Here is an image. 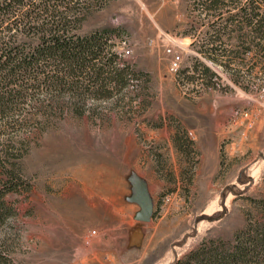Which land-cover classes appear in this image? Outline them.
Returning <instances> with one entry per match:
<instances>
[{
  "label": "rangeland",
  "instance_id": "obj_1",
  "mask_svg": "<svg viewBox=\"0 0 264 264\" xmlns=\"http://www.w3.org/2000/svg\"><path fill=\"white\" fill-rule=\"evenodd\" d=\"M81 1L79 31L111 30L134 76L104 97L90 88L82 106L75 90L43 89L0 125V161L20 178L5 195L0 264H172L231 241L264 215V51L227 4ZM213 27L215 60L200 52ZM168 48L182 55L176 71ZM134 178L149 221L134 219Z\"/></svg>",
  "mask_w": 264,
  "mask_h": 264
},
{
  "label": "trees",
  "instance_id": "obj_2",
  "mask_svg": "<svg viewBox=\"0 0 264 264\" xmlns=\"http://www.w3.org/2000/svg\"><path fill=\"white\" fill-rule=\"evenodd\" d=\"M81 0H0V125H11L13 111L31 102L39 91L65 89L82 96H107L112 86H126L133 78L128 66L120 68L111 51L113 35L103 28L79 31L84 15ZM206 12H219L223 5L235 11L230 20L243 19L264 51V0H194ZM209 35L200 52L217 58L213 43L219 30ZM226 28V27H225ZM224 30V28H222ZM254 40L249 47L254 48ZM259 49V50H260ZM75 90V91H74ZM104 92V93H103ZM10 119V120H9ZM15 124V123H14ZM3 151V149H2ZM5 154L7 150L3 151ZM0 228L14 215L5 195L15 190L18 174L0 161ZM264 204V201H262ZM264 213V205H263ZM172 264H264V215L248 221L231 241H204Z\"/></svg>",
  "mask_w": 264,
  "mask_h": 264
},
{
  "label": "water",
  "instance_id": "obj_3",
  "mask_svg": "<svg viewBox=\"0 0 264 264\" xmlns=\"http://www.w3.org/2000/svg\"><path fill=\"white\" fill-rule=\"evenodd\" d=\"M133 193L129 200L138 203L139 210L134 214V219L149 221L153 214V201L149 195L146 183L140 178L132 179Z\"/></svg>",
  "mask_w": 264,
  "mask_h": 264
},
{
  "label": "built area",
  "instance_id": "obj_4",
  "mask_svg": "<svg viewBox=\"0 0 264 264\" xmlns=\"http://www.w3.org/2000/svg\"><path fill=\"white\" fill-rule=\"evenodd\" d=\"M124 54H129V49H124ZM167 52L169 53L170 55V58H169V63H168V66H169V70L170 71H176L179 66H180V63L182 61V55L179 51L177 50H173L171 48H168L167 49Z\"/></svg>",
  "mask_w": 264,
  "mask_h": 264
}]
</instances>
